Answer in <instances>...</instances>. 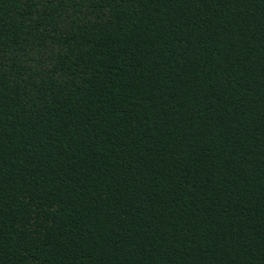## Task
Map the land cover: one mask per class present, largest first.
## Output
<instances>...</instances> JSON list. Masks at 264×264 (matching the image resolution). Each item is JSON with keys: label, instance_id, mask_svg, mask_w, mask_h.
Masks as SVG:
<instances>
[{"label": "trees", "instance_id": "1", "mask_svg": "<svg viewBox=\"0 0 264 264\" xmlns=\"http://www.w3.org/2000/svg\"><path fill=\"white\" fill-rule=\"evenodd\" d=\"M0 264H264V0H0Z\"/></svg>", "mask_w": 264, "mask_h": 264}]
</instances>
